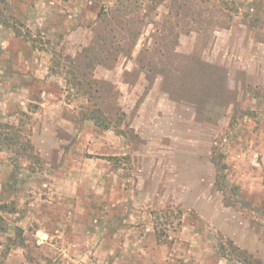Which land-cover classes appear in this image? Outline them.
Listing matches in <instances>:
<instances>
[{"label": "rangeland", "instance_id": "rangeland-1", "mask_svg": "<svg viewBox=\"0 0 264 264\" xmlns=\"http://www.w3.org/2000/svg\"><path fill=\"white\" fill-rule=\"evenodd\" d=\"M0 264H264V0H0Z\"/></svg>", "mask_w": 264, "mask_h": 264}, {"label": "trees", "instance_id": "trees-1", "mask_svg": "<svg viewBox=\"0 0 264 264\" xmlns=\"http://www.w3.org/2000/svg\"><path fill=\"white\" fill-rule=\"evenodd\" d=\"M105 121H106V120L103 119L102 122H105ZM100 124H101V126H103V127H105V128H108V125H106V124H104V123H100ZM102 124H103V125H102ZM3 140H4V139H3ZM5 140L8 141L10 145H15V144H16L15 141H14V140H16L15 138H12V137H5ZM26 151H28V147H27Z\"/></svg>", "mask_w": 264, "mask_h": 264}]
</instances>
